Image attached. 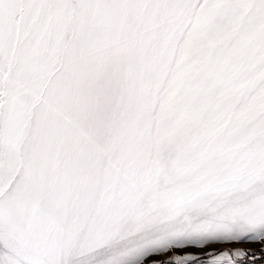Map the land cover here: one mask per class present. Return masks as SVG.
<instances>
[{
  "label": "snow or ice",
  "instance_id": "obj_1",
  "mask_svg": "<svg viewBox=\"0 0 264 264\" xmlns=\"http://www.w3.org/2000/svg\"><path fill=\"white\" fill-rule=\"evenodd\" d=\"M262 261L264 0H0V264Z\"/></svg>",
  "mask_w": 264,
  "mask_h": 264
},
{
  "label": "rangeland",
  "instance_id": "obj_2",
  "mask_svg": "<svg viewBox=\"0 0 264 264\" xmlns=\"http://www.w3.org/2000/svg\"><path fill=\"white\" fill-rule=\"evenodd\" d=\"M245 247V248H252V247H258V246H250V245H247V244H245V245H241V247ZM219 247H225L224 245H221V246H219ZM249 259H251V257H249ZM256 259H259V253L257 254V257H256ZM261 264H264V261H262L261 262Z\"/></svg>",
  "mask_w": 264,
  "mask_h": 264
},
{
  "label": "bare ground",
  "instance_id": "obj_3",
  "mask_svg": "<svg viewBox=\"0 0 264 264\" xmlns=\"http://www.w3.org/2000/svg\"><path fill=\"white\" fill-rule=\"evenodd\" d=\"M243 247V246H242Z\"/></svg>",
  "mask_w": 264,
  "mask_h": 264
}]
</instances>
